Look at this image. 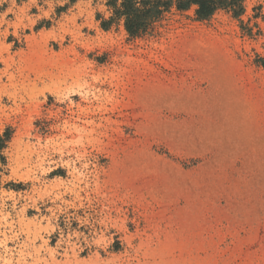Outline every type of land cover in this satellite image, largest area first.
Instances as JSON below:
<instances>
[{"label":"rangeland","instance_id":"1","mask_svg":"<svg viewBox=\"0 0 264 264\" xmlns=\"http://www.w3.org/2000/svg\"><path fill=\"white\" fill-rule=\"evenodd\" d=\"M106 3L0 0V264H264V0Z\"/></svg>","mask_w":264,"mask_h":264},{"label":"trees","instance_id":"2","mask_svg":"<svg viewBox=\"0 0 264 264\" xmlns=\"http://www.w3.org/2000/svg\"><path fill=\"white\" fill-rule=\"evenodd\" d=\"M112 11L108 21L102 27L110 29L117 21H124V27L132 38H141L149 34L155 24L174 8L177 11H189L195 7L198 20L204 21L220 11L231 12L235 17L245 13V0H106ZM74 2V0H72ZM11 141V132L0 134V187L7 165L5 152Z\"/></svg>","mask_w":264,"mask_h":264}]
</instances>
